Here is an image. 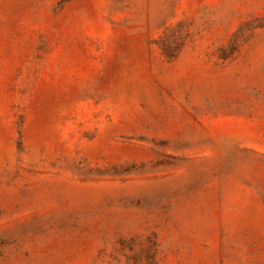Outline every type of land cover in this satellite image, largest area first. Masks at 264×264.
<instances>
[{
    "label": "rangeland",
    "instance_id": "1",
    "mask_svg": "<svg viewBox=\"0 0 264 264\" xmlns=\"http://www.w3.org/2000/svg\"><path fill=\"white\" fill-rule=\"evenodd\" d=\"M0 264H264V0H0Z\"/></svg>",
    "mask_w": 264,
    "mask_h": 264
}]
</instances>
